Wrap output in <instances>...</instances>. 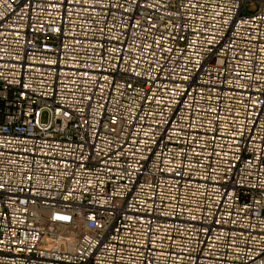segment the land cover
<instances>
[{"label":"built area","instance_id":"2783aa9c","mask_svg":"<svg viewBox=\"0 0 264 264\" xmlns=\"http://www.w3.org/2000/svg\"><path fill=\"white\" fill-rule=\"evenodd\" d=\"M0 264H264V0H0Z\"/></svg>","mask_w":264,"mask_h":264},{"label":"rangeland","instance_id":"374dc122","mask_svg":"<svg viewBox=\"0 0 264 264\" xmlns=\"http://www.w3.org/2000/svg\"><path fill=\"white\" fill-rule=\"evenodd\" d=\"M46 119H47L46 116H44V121H46Z\"/></svg>","mask_w":264,"mask_h":264}]
</instances>
